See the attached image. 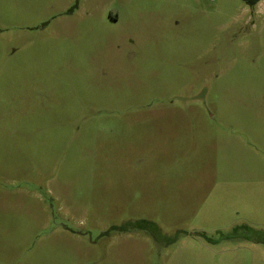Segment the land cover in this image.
Returning <instances> with one entry per match:
<instances>
[{"label": "rangeland", "instance_id": "374dc122", "mask_svg": "<svg viewBox=\"0 0 264 264\" xmlns=\"http://www.w3.org/2000/svg\"><path fill=\"white\" fill-rule=\"evenodd\" d=\"M0 264H264V0H0Z\"/></svg>", "mask_w": 264, "mask_h": 264}, {"label": "trees", "instance_id": "16d2710c", "mask_svg": "<svg viewBox=\"0 0 264 264\" xmlns=\"http://www.w3.org/2000/svg\"><path fill=\"white\" fill-rule=\"evenodd\" d=\"M249 5H256L261 0H245Z\"/></svg>", "mask_w": 264, "mask_h": 264}, {"label": "flooded vegetation", "instance_id": "af4514ba", "mask_svg": "<svg viewBox=\"0 0 264 264\" xmlns=\"http://www.w3.org/2000/svg\"><path fill=\"white\" fill-rule=\"evenodd\" d=\"M250 6H252V5H250ZM252 7H254V5Z\"/></svg>", "mask_w": 264, "mask_h": 264}, {"label": "crops", "instance_id": "0c3cea01", "mask_svg": "<svg viewBox=\"0 0 264 264\" xmlns=\"http://www.w3.org/2000/svg\"><path fill=\"white\" fill-rule=\"evenodd\" d=\"M259 2H260V1H259ZM259 2H258V3H259ZM258 3H257V4H258ZM254 6H255V5H254Z\"/></svg>", "mask_w": 264, "mask_h": 264}]
</instances>
